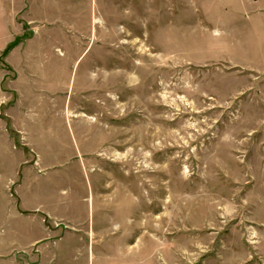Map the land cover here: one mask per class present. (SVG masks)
<instances>
[{
    "label": "rangeland",
    "instance_id": "rangeland-1",
    "mask_svg": "<svg viewBox=\"0 0 264 264\" xmlns=\"http://www.w3.org/2000/svg\"><path fill=\"white\" fill-rule=\"evenodd\" d=\"M0 264H264V0H0Z\"/></svg>",
    "mask_w": 264,
    "mask_h": 264
}]
</instances>
